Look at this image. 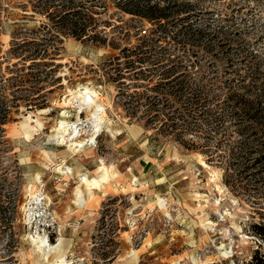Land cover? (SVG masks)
Masks as SVG:
<instances>
[{
    "label": "rangeland",
    "instance_id": "obj_1",
    "mask_svg": "<svg viewBox=\"0 0 264 264\" xmlns=\"http://www.w3.org/2000/svg\"><path fill=\"white\" fill-rule=\"evenodd\" d=\"M119 1L91 0L95 36L77 39L58 0H0V264H264V173L211 162L149 102L184 73L214 107L251 54L262 75L264 0H141L161 23Z\"/></svg>",
    "mask_w": 264,
    "mask_h": 264
},
{
    "label": "trees",
    "instance_id": "obj_2",
    "mask_svg": "<svg viewBox=\"0 0 264 264\" xmlns=\"http://www.w3.org/2000/svg\"><path fill=\"white\" fill-rule=\"evenodd\" d=\"M58 1L61 2L60 6L64 14L60 20L63 27L69 31V35L77 39H91L95 36L90 32H93L92 29L96 28L99 21L94 16L100 13L94 11L96 5H91V0ZM118 6L123 13L141 17L150 23H161L170 17L166 9L158 10L156 7L145 6L141 0H120ZM258 58L261 57L251 54L249 62L252 68L243 76L239 88L234 85L240 81L229 80L224 100L214 107L213 100L204 97L203 88L193 87L190 81L185 80L189 75L184 73L179 76L184 79L166 92L176 94L174 99L164 97L162 100H156L157 102L149 101L152 106L159 107V111L166 107L174 111V113L156 114V118L162 117L160 123L162 126L178 131L179 135L192 133L196 138H205L208 142L206 149L202 151L209 160L218 165L225 164L227 171L236 176L252 171L254 175L264 173V73L261 75L255 66L260 63L256 61ZM128 65L134 70L137 69L134 64L128 63ZM182 66L184 65L178 67L186 68ZM128 67L126 68L129 70ZM174 68L173 65L162 75L170 76ZM231 73L239 75L238 71ZM165 86L167 85H164V90H166ZM4 112L0 118L1 134L2 126L8 119V109ZM211 140L214 141V145L208 144ZM258 234L264 238L262 233Z\"/></svg>",
    "mask_w": 264,
    "mask_h": 264
},
{
    "label": "bare ground",
    "instance_id": "obj_3",
    "mask_svg": "<svg viewBox=\"0 0 264 264\" xmlns=\"http://www.w3.org/2000/svg\"><path fill=\"white\" fill-rule=\"evenodd\" d=\"M88 101H90V100H88ZM92 116L95 117L96 119L99 118V117L96 116L95 112L92 113ZM60 126H61V129H63V131L66 133V136H67L66 138H68V139H70L72 134H74L77 131V128H73L72 126L70 127V124L67 123L66 121H61ZM71 128H73L72 133H70ZM66 138L63 139V140H66ZM37 197H38V194H35L34 199L38 203L40 200H38ZM91 198H92V195H91ZM80 201L84 202V203H87V201L81 196H80V199H79L78 202H80ZM61 245H62V243L58 244L56 247L55 246H48V247L46 246L45 248H40V250L43 251L44 256L46 258V261L48 263H51V257H54L55 255L60 254L62 252ZM47 248H48V250H46ZM43 249H45V250H43ZM45 251H47V253H45ZM57 264H72V263H70L66 258H61V260L57 261Z\"/></svg>",
    "mask_w": 264,
    "mask_h": 264
}]
</instances>
